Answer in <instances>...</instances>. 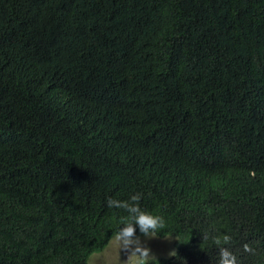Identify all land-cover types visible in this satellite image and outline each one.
I'll return each instance as SVG.
<instances>
[{
    "label": "trees",
    "instance_id": "obj_1",
    "mask_svg": "<svg viewBox=\"0 0 264 264\" xmlns=\"http://www.w3.org/2000/svg\"><path fill=\"white\" fill-rule=\"evenodd\" d=\"M135 193L155 264H264V0H0V264H89Z\"/></svg>",
    "mask_w": 264,
    "mask_h": 264
},
{
    "label": "clouds",
    "instance_id": "obj_2",
    "mask_svg": "<svg viewBox=\"0 0 264 264\" xmlns=\"http://www.w3.org/2000/svg\"><path fill=\"white\" fill-rule=\"evenodd\" d=\"M142 193H135L127 200L109 199L110 208L123 209L128 213L121 226L114 233L113 243L125 264H155L158 259L149 245V241L165 228V218L142 209ZM224 236V242L229 241ZM220 243L219 240L216 241ZM219 264H238L237 256L227 247L220 248Z\"/></svg>",
    "mask_w": 264,
    "mask_h": 264
},
{
    "label": "rangeland",
    "instance_id": "obj_3",
    "mask_svg": "<svg viewBox=\"0 0 264 264\" xmlns=\"http://www.w3.org/2000/svg\"><path fill=\"white\" fill-rule=\"evenodd\" d=\"M178 241L175 235H166L164 237L157 236L149 241V245L157 258H172L176 254V243ZM118 253L113 243V237L107 247L101 251L93 253L90 256L89 264H125V259Z\"/></svg>",
    "mask_w": 264,
    "mask_h": 264
}]
</instances>
